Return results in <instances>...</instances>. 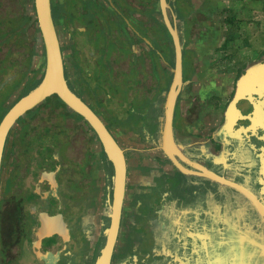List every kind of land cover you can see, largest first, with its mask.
Here are the masks:
<instances>
[{"label": "flooded vegetation", "instance_id": "flooded-vegetation-1", "mask_svg": "<svg viewBox=\"0 0 264 264\" xmlns=\"http://www.w3.org/2000/svg\"><path fill=\"white\" fill-rule=\"evenodd\" d=\"M82 1L85 8L100 11L101 6V12L109 13L108 21L124 29L122 36L133 40L137 53L147 56L159 44L161 61L168 67L170 51L164 52L153 40L151 28L134 19L141 12V0ZM168 1L170 17L176 15L184 56V84L173 116L175 139L190 160L244 185L264 204V128L249 130L257 134L251 141L225 129L237 80L256 62L231 76L212 67L211 51L219 46L222 34L214 0ZM150 3L158 22L159 0ZM64 5V0H52L53 15L55 10L62 14ZM101 21L107 26L105 19ZM55 24L66 61L65 24ZM186 49L192 57L189 62ZM181 101L186 108L179 111ZM34 114L30 119L37 117ZM21 118L8 133L1 163L0 264H95L112 220V174L106 168L111 165L101 155L100 182L93 180L91 169L83 168L78 177L76 168L61 161L47 182L40 183L36 171L30 178L31 162L17 159L11 141L12 132L23 127ZM161 125L162 119L147 135L132 131L130 149L109 129L125 151L128 168L111 264H264V216L241 191L198 174L199 167L177 155L192 171L183 173L159 146Z\"/></svg>", "mask_w": 264, "mask_h": 264}, {"label": "rangeland", "instance_id": "rangeland-1", "mask_svg": "<svg viewBox=\"0 0 264 264\" xmlns=\"http://www.w3.org/2000/svg\"><path fill=\"white\" fill-rule=\"evenodd\" d=\"M27 1L0 0V124L9 109L36 85L44 72L42 59L35 53L31 27L26 21L27 19L24 18ZM64 1L68 8L67 15L70 11L74 15L70 23L67 25L65 23V29L62 31V38L65 42L66 67L72 73L76 72L71 63L70 37L72 36L74 41H80L79 44H76L78 45L77 62H82L84 57L90 60L92 76L88 80L90 83L88 87L95 90V81L102 79L98 78L102 74L99 75L97 70L102 68V65L104 66L103 73L106 76V83L104 88L99 89L97 93L100 96L97 99L101 101V104L97 101L100 109L113 116H122L131 111V106H137L148 96H152L155 101H162L170 83L169 75L165 71L167 62H163L159 58L155 59L154 55L153 58L146 56L139 65H133L129 62V57L121 56L122 58H120L116 54L118 49L112 48L110 45H102L101 40L99 45L95 40L87 43V37L89 35L96 37L100 30L96 26H87L86 15L89 16V14L107 21L105 29L107 30L109 26V36L120 38L122 34L116 31L115 27L112 29L114 23L108 21L111 17L106 11H98L95 7L87 11L84 8L83 10L82 0ZM149 1L152 0H141V12H137L138 15H135L134 19L143 21L148 28H151L153 40L157 39L160 47L165 50L164 52L168 51L169 53L167 33L158 22H155L154 13L149 10L151 5ZM214 3L218 7L217 14L222 34L219 46L211 51V66H216L231 76L246 64L264 63V0H214ZM158 15L160 16V14ZM82 42L86 43L81 44ZM104 48L107 53L103 55ZM125 50L126 48H122L119 53H124ZM186 52L185 58L189 62L192 57L191 54L189 55L188 49ZM109 53L114 54L110 55ZM150 60L154 61L155 66L151 64ZM107 63L109 66H106ZM151 65L152 67H150ZM28 67L33 69L32 72L27 69ZM146 88H149L150 91L147 92ZM46 106L40 108V115L33 120L30 119L32 112H37L38 109L21 115L23 118H21L20 127H23L12 132L11 141L15 143L17 159L31 162L29 177L34 178V171H36L40 173L38 174L41 177L40 183L47 182L48 179L53 178L56 166L61 161L76 168L78 177L82 176L80 173L83 168L91 169L93 180L97 178L99 181L100 174H104L103 165L99 162L102 159L100 147L97 139L91 140L92 133L84 119H80L76 114H69L63 107H58L49 117L43 111L48 112L51 107ZM185 108L186 103L181 101L179 111L185 110ZM43 113L46 115L45 118L41 117ZM180 116L181 114L177 118ZM28 118L31 122L29 124L26 123ZM45 126L50 127L49 131L44 130ZM116 126L118 125L116 124ZM34 129L38 133L32 135L36 132ZM40 131H44V133ZM132 131L128 132L130 136H132ZM115 132L118 133L124 147L130 149V136L119 131ZM10 155L11 152L8 158ZM98 163L101 165L99 170L96 168V166L99 167Z\"/></svg>", "mask_w": 264, "mask_h": 264}, {"label": "water", "instance_id": "water-1", "mask_svg": "<svg viewBox=\"0 0 264 264\" xmlns=\"http://www.w3.org/2000/svg\"><path fill=\"white\" fill-rule=\"evenodd\" d=\"M51 5L52 0H34L38 25L45 47L44 74L39 83L9 109L0 124V172L7 136L10 129L16 123L17 118L29 109L45 101L49 96L57 94L69 107L81 114L94 129L102 144L106 160L113 168V173H111L112 177L109 181L111 190L113 191V199L111 200L112 211L110 213L112 220L110 226L105 229L107 241L95 262V264H111L126 191L127 159L123 147L119 144L105 122L100 119L101 117L97 112L77 93L68 81L63 50ZM158 6H160L164 23L171 35L175 55V60L173 61V78L166 92L163 116H161L160 148L183 173L192 172L181 162V160H187L201 169L200 172H197L198 174L204 175L221 184L235 187L245 194L264 216V204L251 190L221 174H216L215 171L198 162L190 160L183 153L182 145L176 141L173 116L175 115L178 96L184 84L183 44L176 24V15H173V19L169 15L168 9L172 7L169 1L159 0ZM263 96L264 63L259 62L248 67L246 72L238 78L236 92L226 110L225 129L227 131L235 130L241 136L251 141V136L256 133L254 131L252 134L249 130H257L258 127L264 128Z\"/></svg>", "mask_w": 264, "mask_h": 264}, {"label": "trees", "instance_id": "trees-1", "mask_svg": "<svg viewBox=\"0 0 264 264\" xmlns=\"http://www.w3.org/2000/svg\"><path fill=\"white\" fill-rule=\"evenodd\" d=\"M27 11H26V15H25V19H27L26 21H28L29 26L31 27L32 30V40L34 43V47L36 49V54L39 55L42 59V63L45 65V47H44V43H43V39H42V35L40 32V28L38 25V19H37V15H36V10L34 7V0H28L27 1ZM63 8V13L60 14L57 12V10H55V16L54 20L55 22H60L62 21V23H66V25L68 23H70L73 15V12L70 11L69 15L68 14V8H67V4L62 6ZM84 7V6H83ZM97 8V7H96ZM84 9L87 11L90 9L89 6H87L86 8L84 7ZM100 11L103 9L101 6L99 8ZM153 10H155L154 6H153ZM85 11V12H86ZM157 14H160V16L158 15L157 21L158 24H160L162 26V28L166 31L167 33V40H168V44L170 47V55H171V60L169 61V65L168 67H166L167 73H168V80L172 78V73H173V68H174V48H173V41L171 38V35L164 23V20L162 18V14L160 10H156ZM67 15V16H66ZM87 16V26L92 25L91 27H98L99 33L97 34L96 37L90 36L87 37V43L89 41H97L96 44L99 45L100 40L102 41L101 44L102 45H107V46H111L112 48H116L118 49V56H120V58L126 56L129 57V62H131V64L133 65H139L142 61L145 60L144 56V52H141V54L137 53L133 47V40H130L129 38L124 37V35L120 38L116 37V36H109V33H106V29H105V23L103 21H101V19L99 18H89L88 15ZM65 25V26H66ZM120 32L121 34H123L122 32H124V29L120 26V25H115L113 26L112 29ZM80 42V41H79ZM79 42L76 40L74 41L73 38H70V45H71V49H72V67L76 70L75 73H72L71 71L66 69V76L68 78V81L70 83V85L72 87L75 88V90L77 91V93L97 112V114L101 117L100 119H102L105 124L108 126V128L110 130H112V132L114 131H119L122 132L124 135L126 134L127 136H129L128 132L131 130H142L144 135L148 132H153L154 129H156L157 127V123L160 124L161 122V116H163V102L166 99V92L164 93L163 97H162V101H155L154 98L152 96H148L146 100H144L142 103L138 104L137 106H131L132 108L130 109L131 111L128 114L122 115V116H113L111 115L109 112V114L106 113V111L103 112V110L100 109V106H98V103L101 104V101L98 100L97 98H99V94L98 91L101 88H104L105 83H106V76L104 75L103 71H105L104 66L102 65V68H99L97 71L99 73V75L102 74V76H99L98 78H102V79H98L95 81V90L92 87H88V85H90V83L88 82V80H90L92 74H91V68H90V63H89V58L84 57L83 61L81 62H77L78 61V45ZM86 42H82L81 44H84ZM136 45V42H135ZM157 46H159V44H157ZM155 47L154 51L147 55L148 57L154 56L155 59L162 58V55L159 53V47ZM149 47V46H148ZM122 48H126L125 51H123L124 53H119L120 49ZM143 49V48H142ZM116 51V50H115ZM144 51V49L142 50ZM107 53L106 48L103 49V55ZM110 54V53H109ZM114 53H111L110 55H112ZM117 56V55H116ZM122 56V57H121ZM151 58V57H150ZM154 60V59H153ZM151 62V60H150ZM154 62V61H153ZM151 62V64L153 66L154 63ZM152 65L150 67H152ZM106 66H109V63H107ZM29 69V67L27 68ZM30 72H32V68L29 69ZM152 72V71H151ZM150 72V73H151ZM154 72V70H153ZM97 73V72H96ZM155 73V72H154ZM153 73V74H154ZM44 74V72H43ZM42 74V76H43ZM105 76V77H104ZM42 78V77H41ZM41 78L37 81L36 85L39 83V81L41 80ZM86 83V85H84ZM35 86V85H34ZM33 86V87H34ZM32 89V88H31ZM147 92L150 91V89L146 88ZM98 101V103H97ZM47 105V106H46ZM42 106H50V110L47 111H43L47 113V116L51 117L52 113L56 111V109L58 107H63L67 109V112L69 114H76L79 116L80 119H84L83 116L81 114H79L78 112L75 113L74 110L68 106V104L66 102H64L57 94H53L51 96H49L45 101H43L42 103H40L39 105L29 109L27 112H32L35 109H38V111L36 112V114H34L35 116L40 115V108ZM26 112V113H27ZM46 115H41L42 118H45ZM48 119V117H47ZM86 125L89 127L90 131L93 132L94 137L98 139V136L96 134V132L94 131V129L90 126V124L84 119ZM116 124L118 126H116ZM46 127V126H45ZM34 128V127H33ZM49 126H47L46 130L49 131ZM119 128V130H118ZM121 129V130H120ZM35 130V129H34ZM36 131V130H35ZM36 132H34L32 135L36 134ZM43 133V132H41ZM147 135V134H146ZM99 146H100V152L101 155H103V157L105 158V152L101 146V143L99 141ZM108 170V174L113 173V168L112 166H107L106 167Z\"/></svg>", "mask_w": 264, "mask_h": 264}, {"label": "bare ground", "instance_id": "bare-ground-1", "mask_svg": "<svg viewBox=\"0 0 264 264\" xmlns=\"http://www.w3.org/2000/svg\"><path fill=\"white\" fill-rule=\"evenodd\" d=\"M257 88H258V87H257ZM263 97H264V96H263ZM261 98H262V96H261ZM249 112H250V111H249ZM249 112H248V113H249ZM248 113H247V114H248ZM262 118H263V117H262ZM219 160H220V159H219ZM219 160H218V161H219ZM216 161H217V159H216Z\"/></svg>", "mask_w": 264, "mask_h": 264}]
</instances>
